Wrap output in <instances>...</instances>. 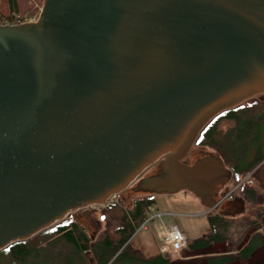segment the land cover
I'll list each match as a JSON object with an SVG mask.
<instances>
[{
    "label": "water",
    "instance_id": "obj_1",
    "mask_svg": "<svg viewBox=\"0 0 264 264\" xmlns=\"http://www.w3.org/2000/svg\"><path fill=\"white\" fill-rule=\"evenodd\" d=\"M262 96L264 0H45L36 24L0 27V252L139 180L214 209L232 173L179 161ZM162 164L167 184L143 179Z\"/></svg>",
    "mask_w": 264,
    "mask_h": 264
},
{
    "label": "trees",
    "instance_id": "obj_2",
    "mask_svg": "<svg viewBox=\"0 0 264 264\" xmlns=\"http://www.w3.org/2000/svg\"><path fill=\"white\" fill-rule=\"evenodd\" d=\"M10 2L12 13L10 16L0 13L3 20L9 19L18 11L17 0ZM223 121L233 124L227 130H222L219 126ZM263 135L264 101L262 98H256L217 116L202 131L194 147L218 151L224 164L230 169L236 185L241 184L240 187L244 189L243 194L254 197L264 193V184H261L257 177V172L264 167ZM248 175L252 176L253 185L242 183ZM233 197L231 196V199ZM156 204L152 196L134 200L129 210L119 201L111 203L103 210L117 215L118 227L114 231L106 232L95 244L92 243L85 227L73 218L39 234L36 243H15L5 251L19 262L27 261L35 252L49 249L60 259L61 264H88L86 253L90 254L92 264H170L159 252V243L155 244V250L147 252L141 246H134L131 241L136 230L147 219V212L151 208L154 209ZM235 217L228 212L219 211L207 214L208 231L200 238L189 241L188 251L198 253L220 243L233 242L235 254L208 258L206 264L249 262L264 248V233H261V230H264V207L254 217ZM253 230L252 235L249 234ZM248 236L250 238L247 243L241 246ZM45 242L48 243L43 247Z\"/></svg>",
    "mask_w": 264,
    "mask_h": 264
},
{
    "label": "rangeland",
    "instance_id": "obj_3",
    "mask_svg": "<svg viewBox=\"0 0 264 264\" xmlns=\"http://www.w3.org/2000/svg\"><path fill=\"white\" fill-rule=\"evenodd\" d=\"M44 2L45 0H17L16 6L18 11L15 13L21 17L26 15L37 16L42 11ZM0 13L5 16L11 15L12 10L10 0H0ZM258 98H262L264 101V96ZM255 99L256 98L252 100ZM232 124L233 123L231 122L223 121L220 123L219 127L222 130H227L232 126ZM206 157H215L223 162L218 151L214 149H199L194 147L193 154L187 159V164L193 166L198 161L206 159ZM225 167L226 170L231 173L230 169L226 165ZM150 176L151 175L144 176L143 179L150 178ZM257 177L261 184H264V167H262V169L257 172ZM250 178L252 179V176ZM141 182L142 180L137 181V183H135L130 189L126 190L116 198H113L112 203L119 201V203H121L126 210H129L134 200L152 196L157 202L153 209V215L162 214L163 222L166 225H178L186 236L188 242L200 238L208 231L209 225L206 220L208 209L204 207L200 199L196 197L190 190H181L175 193L162 194L151 193L148 190L138 191L137 189L139 186H141ZM244 184H246V182ZM240 185L241 184L236 185L235 180L231 175L224 184L217 188L215 200H220L223 198V196L228 195L225 203L217 211L228 212V214L236 216L235 218L240 219L245 217H254L260 211V209L264 207V193L261 192L254 197H249L248 195L243 194L244 189H242ZM247 185H253V183ZM231 196L234 197L231 199ZM102 210L103 209L90 211L86 214H78L75 217L69 216L62 222L71 221L73 218H75L83 227H85L88 236L92 240V243L95 244L104 237L106 232L114 231L118 227V221L116 219L117 215L115 213ZM62 222L58 224H61ZM158 223L159 220L150 223L146 231L134 236L131 240L133 241L134 246H141L147 252H152L155 250V244L157 242L155 237V226ZM253 232L254 230L249 234L252 235ZM261 233H264V230H261ZM37 237L38 236L25 242L32 241L36 243V240L39 238ZM249 238L250 237L248 236L246 239H244L242 242L243 244L241 243V246L246 244ZM47 243L45 242V244L42 246H46ZM232 243H220L214 247H211L210 249L198 253H191L188 251V248H186L180 255V258L172 261L170 264H206V260L208 258L235 254L233 251L234 244ZM85 257L87 263L92 264L90 254L86 253ZM59 260L60 259L56 258L54 254L49 251V249L33 253L31 257L25 262L14 260L12 254L6 252L5 250L0 252V264H61ZM235 264H264V248L260 250L249 262H237Z\"/></svg>",
    "mask_w": 264,
    "mask_h": 264
},
{
    "label": "built area",
    "instance_id": "obj_4",
    "mask_svg": "<svg viewBox=\"0 0 264 264\" xmlns=\"http://www.w3.org/2000/svg\"><path fill=\"white\" fill-rule=\"evenodd\" d=\"M41 12L37 16L26 15L24 17H21L18 14H14L13 16H11L9 19L6 20L0 18V27H15L21 25L36 24L40 19ZM250 177L251 176L248 175L243 182H246V184H252L253 181ZM227 198L228 195L223 196V198H221L220 200H216L217 202L216 207L214 209H208L207 214L220 209L221 206L227 200ZM111 203L112 200L102 206H91L87 208L86 211H83L81 214H83L84 212L105 209L109 207ZM153 212L154 210L152 208L147 212V219L136 230L134 236H136L137 234L143 231H146L150 223L159 220V223L155 226L156 238L159 243V252L165 258H167L170 263H172V261L179 259L182 252L187 248V244H188L187 238L178 225H166L163 222V215L162 214L153 215Z\"/></svg>",
    "mask_w": 264,
    "mask_h": 264
},
{
    "label": "flooded vegetation",
    "instance_id": "obj_5",
    "mask_svg": "<svg viewBox=\"0 0 264 264\" xmlns=\"http://www.w3.org/2000/svg\"><path fill=\"white\" fill-rule=\"evenodd\" d=\"M193 151H194V147H193L192 151L187 156H185L183 159H181L179 161V163L181 165H183V166L192 167V166H190V165L187 164V159L193 154ZM206 158H208V157H206ZM164 166H165V164H162V165L157 166L158 167V170H156V172L153 175H151L150 178H158L159 180L162 181L163 184H167L169 182V180L171 179V177L169 175V168L166 169ZM175 184H180V182L177 181V180H173V181H171L169 183V186H172V185H175ZM149 188H152L153 190H158V191H160L162 193H167L166 191H163V190H166L167 189L166 187H163V186H160L157 189L156 188H153V186H149Z\"/></svg>",
    "mask_w": 264,
    "mask_h": 264
},
{
    "label": "crops",
    "instance_id": "obj_6",
    "mask_svg": "<svg viewBox=\"0 0 264 264\" xmlns=\"http://www.w3.org/2000/svg\"><path fill=\"white\" fill-rule=\"evenodd\" d=\"M156 237V236H155ZM157 239V238H156ZM156 244H158V241L156 242Z\"/></svg>",
    "mask_w": 264,
    "mask_h": 264
}]
</instances>
